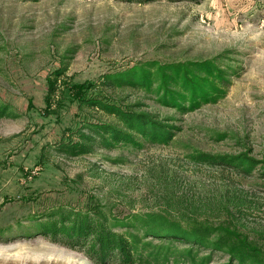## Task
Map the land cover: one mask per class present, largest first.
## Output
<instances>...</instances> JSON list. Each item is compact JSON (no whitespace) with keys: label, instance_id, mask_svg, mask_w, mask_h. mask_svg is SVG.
<instances>
[{"label":"rangeland","instance_id":"rangeland-1","mask_svg":"<svg viewBox=\"0 0 264 264\" xmlns=\"http://www.w3.org/2000/svg\"><path fill=\"white\" fill-rule=\"evenodd\" d=\"M222 53L238 74L216 103L181 113L143 91H115L174 117L168 144L56 149L84 120H108L79 105L101 74ZM0 99L12 113L0 116V264H96L29 220L96 203L117 217L164 211L228 227L264 255V0H0ZM240 151L260 161L251 174L190 157ZM208 253L209 264L230 260Z\"/></svg>","mask_w":264,"mask_h":264},{"label":"trees","instance_id":"trees-1","mask_svg":"<svg viewBox=\"0 0 264 264\" xmlns=\"http://www.w3.org/2000/svg\"><path fill=\"white\" fill-rule=\"evenodd\" d=\"M224 53L208 58L161 62L137 61L92 81L96 91L82 98L80 107L108 116L84 120L56 149L63 155L93 153L97 147H142L145 142L168 144L179 126L174 117H160L142 101L129 102L115 93L133 88L157 103L185 113L223 98L238 69ZM11 106L0 99V116H11ZM94 116V115H93ZM195 161L221 164L251 174L260 163L247 151L190 155ZM35 230L55 242L83 252L96 264H209L212 254L227 252V264H264L261 250L237 238L236 232L198 219H181L164 211L112 215L105 205L78 208L57 205L33 215ZM159 241H155V240ZM182 242V243H181Z\"/></svg>","mask_w":264,"mask_h":264}]
</instances>
